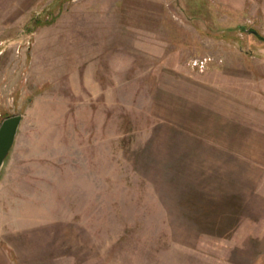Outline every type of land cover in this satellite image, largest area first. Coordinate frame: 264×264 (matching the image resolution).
<instances>
[{
    "label": "rangeland",
    "instance_id": "obj_1",
    "mask_svg": "<svg viewBox=\"0 0 264 264\" xmlns=\"http://www.w3.org/2000/svg\"><path fill=\"white\" fill-rule=\"evenodd\" d=\"M262 97L264 0H0V264H264Z\"/></svg>",
    "mask_w": 264,
    "mask_h": 264
},
{
    "label": "crops",
    "instance_id": "obj_2",
    "mask_svg": "<svg viewBox=\"0 0 264 264\" xmlns=\"http://www.w3.org/2000/svg\"><path fill=\"white\" fill-rule=\"evenodd\" d=\"M230 111L232 113L230 115L231 122L237 123L235 131L231 132L232 135L236 134L244 138L241 142L245 145V155H240V157L261 169V191L264 198V97H262L261 103L258 101L247 103L244 108L236 105ZM232 142L234 143L230 140V143ZM3 177L4 171L0 180V235L11 229L13 221L12 205L8 204L10 196L7 194V185L3 183ZM262 223H264V217ZM1 252L3 253V251ZM1 255L4 256V254ZM2 260L4 259L2 258Z\"/></svg>",
    "mask_w": 264,
    "mask_h": 264
},
{
    "label": "water",
    "instance_id": "obj_3",
    "mask_svg": "<svg viewBox=\"0 0 264 264\" xmlns=\"http://www.w3.org/2000/svg\"><path fill=\"white\" fill-rule=\"evenodd\" d=\"M22 122L21 115H13L6 118L0 126V180L3 168L11 150Z\"/></svg>",
    "mask_w": 264,
    "mask_h": 264
}]
</instances>
